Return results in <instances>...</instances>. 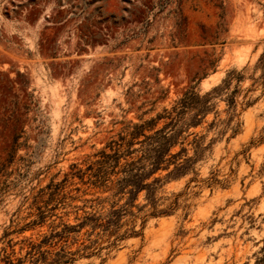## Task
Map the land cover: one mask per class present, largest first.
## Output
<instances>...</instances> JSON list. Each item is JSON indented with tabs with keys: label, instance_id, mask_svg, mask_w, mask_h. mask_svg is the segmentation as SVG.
<instances>
[{
	"label": "rangeland",
	"instance_id": "374dc122",
	"mask_svg": "<svg viewBox=\"0 0 264 264\" xmlns=\"http://www.w3.org/2000/svg\"><path fill=\"white\" fill-rule=\"evenodd\" d=\"M263 51L264 0H0V254L47 228L54 216L20 230L41 211L74 222L100 209L93 200L110 193L92 184L98 152L236 70L240 129L208 130L214 113L195 129L217 139L160 189L176 210L143 229L139 218L140 233L115 246L103 237L74 264H253L264 245Z\"/></svg>",
	"mask_w": 264,
	"mask_h": 264
},
{
	"label": "trees",
	"instance_id": "16d2710c",
	"mask_svg": "<svg viewBox=\"0 0 264 264\" xmlns=\"http://www.w3.org/2000/svg\"><path fill=\"white\" fill-rule=\"evenodd\" d=\"M258 68L264 78V51L256 64ZM242 79L241 72L231 70L223 82L212 89L201 92L192 86L162 113L129 125L127 131L99 151L97 159L90 164V169L94 170L92 184L110 193L106 198L93 200L101 208L85 211L84 215L76 216L74 222L62 215L41 211L38 219L26 224L21 232L43 227L49 217L55 218L36 236H26L15 243L10 239V251L3 248L0 264H74L81 257L102 251L105 236L113 238L109 240V247L139 234L141 230L136 229L139 218L143 229L148 216L172 214L179 204L178 198L163 206L160 189L166 181L194 170L196 163L211 149L217 138L206 143V134L195 130L211 113L214 118L208 123V130L219 128L217 132L223 133L231 127L233 134L239 131L241 122L236 121L238 87L233 90L231 87L234 80ZM223 94L228 105L226 118L220 117L215 101ZM141 193L142 204L137 203ZM147 208L150 211L143 214ZM253 264H264V245Z\"/></svg>",
	"mask_w": 264,
	"mask_h": 264
}]
</instances>
